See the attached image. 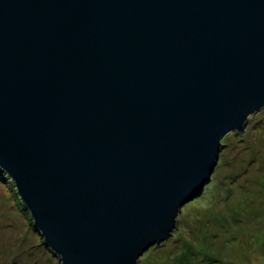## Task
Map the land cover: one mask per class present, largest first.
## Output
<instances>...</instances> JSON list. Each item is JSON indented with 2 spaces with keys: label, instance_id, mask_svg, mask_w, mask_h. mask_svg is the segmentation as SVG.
<instances>
[{
  "label": "water",
  "instance_id": "95a60500",
  "mask_svg": "<svg viewBox=\"0 0 264 264\" xmlns=\"http://www.w3.org/2000/svg\"><path fill=\"white\" fill-rule=\"evenodd\" d=\"M262 107L264 0H0V171L60 264H137Z\"/></svg>",
  "mask_w": 264,
  "mask_h": 264
},
{
  "label": "rangeland",
  "instance_id": "374dc122",
  "mask_svg": "<svg viewBox=\"0 0 264 264\" xmlns=\"http://www.w3.org/2000/svg\"><path fill=\"white\" fill-rule=\"evenodd\" d=\"M203 189L183 202L166 239L137 264H262L264 107L220 138ZM0 264H60L34 229L14 186L0 176Z\"/></svg>",
  "mask_w": 264,
  "mask_h": 264
},
{
  "label": "trees",
  "instance_id": "16d2710c",
  "mask_svg": "<svg viewBox=\"0 0 264 264\" xmlns=\"http://www.w3.org/2000/svg\"><path fill=\"white\" fill-rule=\"evenodd\" d=\"M0 176L6 177L5 174L2 171H0Z\"/></svg>",
  "mask_w": 264,
  "mask_h": 264
}]
</instances>
